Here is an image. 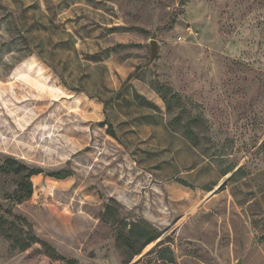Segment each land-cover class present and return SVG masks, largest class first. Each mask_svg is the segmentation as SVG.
<instances>
[{"label":"rangeland","instance_id":"obj_1","mask_svg":"<svg viewBox=\"0 0 264 264\" xmlns=\"http://www.w3.org/2000/svg\"><path fill=\"white\" fill-rule=\"evenodd\" d=\"M4 156L0 264H264V0H0Z\"/></svg>","mask_w":264,"mask_h":264},{"label":"trees","instance_id":"obj_2","mask_svg":"<svg viewBox=\"0 0 264 264\" xmlns=\"http://www.w3.org/2000/svg\"><path fill=\"white\" fill-rule=\"evenodd\" d=\"M182 1L185 2L187 0H182ZM131 76L132 74H130L127 77L126 81H128L131 78ZM123 87L124 85L121 87V89H123ZM137 96L142 101L144 100L149 101L147 98H145L139 93H137ZM108 122L109 121L106 122L103 121L101 122V124L104 125L107 124ZM108 130L112 135L114 136L116 135L113 125L111 123H108ZM0 172L9 173V174L11 173L17 176L18 190H19L18 198L20 200H23L29 198L33 193V182L31 177L33 175L39 174L41 171L37 168H29L26 164L20 162L18 159L12 156H4V157H0ZM58 177L63 178L64 176H58ZM110 210L111 207L108 206L105 212L106 215L109 213ZM116 221H117V230L115 236L121 245L129 249L131 253V258H133L135 255L140 254L148 244L155 241L159 236V233H157L155 231V228L151 225L143 226L137 224L135 221H131L130 228H128V230L125 231L127 225L122 227L121 220H116ZM33 239H34L33 242L41 243L46 248V250L49 251L50 256L57 257L55 256L56 252L54 248L50 244L36 237ZM161 243L163 242L161 241L160 244ZM29 245H30L29 242H25L23 247L26 248ZM169 251H170L169 248L166 246L160 248V252L163 253L162 254L163 256L166 253H170ZM171 255L173 256V252L171 253ZM170 259H171L170 261H173L174 257ZM69 262L72 264H77L76 260H69Z\"/></svg>","mask_w":264,"mask_h":264},{"label":"water","instance_id":"obj_3","mask_svg":"<svg viewBox=\"0 0 264 264\" xmlns=\"http://www.w3.org/2000/svg\"><path fill=\"white\" fill-rule=\"evenodd\" d=\"M159 53L158 40H151V61L155 60Z\"/></svg>","mask_w":264,"mask_h":264}]
</instances>
